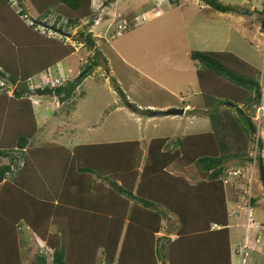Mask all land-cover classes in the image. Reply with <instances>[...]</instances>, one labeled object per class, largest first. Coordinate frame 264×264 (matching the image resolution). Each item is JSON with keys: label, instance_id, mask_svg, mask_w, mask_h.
Here are the masks:
<instances>
[{"label": "trees", "instance_id": "16d2710c", "mask_svg": "<svg viewBox=\"0 0 264 264\" xmlns=\"http://www.w3.org/2000/svg\"><path fill=\"white\" fill-rule=\"evenodd\" d=\"M200 1L220 13L240 11L238 5L220 0ZM25 2L36 12L35 18L27 19ZM259 14L264 16V9ZM94 16L91 0H0V80L13 85L8 107H0V158L8 160L0 164V264H24L20 221L49 251L36 254L29 264H47L48 254L51 264H232L228 222L232 211L222 179L238 168L241 175L228 183L247 185L244 173L245 164L252 160L251 144L255 141L258 152L263 149L262 140L254 139L252 120L260 99L259 71L234 54L189 53L199 64L196 97L202 105L186 113H202L209 120V131L155 137L145 150L137 139L71 150L55 146L54 153L47 147H32L38 130L28 96L50 94L66 106L83 80L106 64L99 48L95 49L78 66L75 77L67 76L54 88L31 90L33 75L74 52L64 41L51 39V56H41L33 64L31 50L38 48L36 38L42 36L33 30L43 22L69 32L82 19L91 18L86 24L91 26ZM86 25L77 30L76 42L91 48L95 36ZM6 39L15 48L3 44ZM6 85L0 86L4 94ZM191 102L181 97V107ZM6 109L8 118L2 115ZM190 167L196 172L193 181L181 172ZM254 202L250 196L249 206ZM170 216L175 220L173 237L164 228ZM211 223L220 228L212 229ZM260 230V225L248 230L255 234L256 245Z\"/></svg>", "mask_w": 264, "mask_h": 264}, {"label": "rangeland", "instance_id": "374dc122", "mask_svg": "<svg viewBox=\"0 0 264 264\" xmlns=\"http://www.w3.org/2000/svg\"><path fill=\"white\" fill-rule=\"evenodd\" d=\"M172 1L175 0H91V8L96 14L94 23L87 27L86 24L91 18L82 19L78 27L69 32L64 31L69 36L40 26L34 28L35 30L30 27L34 33L38 30L42 34L36 38L38 48L35 51L29 48L33 53V64L41 56H51L48 50L51 39L64 41V44L74 48L73 53L48 68L47 71L50 70L54 75L75 77L78 66L86 62L98 48L106 60V64L97 66L83 80L75 91L72 103L66 106L60 105L56 97L50 94L32 93L28 96L30 102L35 100L33 104L38 98L42 101L41 106L45 103L51 110L52 122L42 129V133L50 130V133L55 132L54 137L57 139V130L54 127L63 125V130L66 129L69 133L74 130L75 135L82 136V141L114 142L137 139L145 150L149 140L155 137L177 138L189 130L209 131L207 117V122L205 119L200 120L203 122L202 127L195 125L198 127L193 128L188 119L190 113L149 116V112L181 107L180 96L185 101H192L191 107L197 108V111L201 109V99L198 96L193 97L198 92L196 70L199 64L190 59L189 53L194 50L230 52L259 71L260 99L252 114V120L256 127L254 139L257 137L262 140L263 149L258 152L254 141L249 156L255 158L256 166L257 154L263 158L264 163V16L259 14L264 9V0H220L238 5L240 11L237 13H220L200 0H176V3L171 4ZM25 6L27 19L35 18L37 14L33 8L27 2ZM28 20L23 21L27 26ZM85 25L95 36L94 47L88 48L81 42H76L77 30ZM22 29L25 33V28ZM31 36L30 34L28 38ZM6 40L2 43H11L12 49L15 48L13 42ZM40 73L33 77L39 79ZM41 80L44 81V78ZM5 85L4 81H0V86ZM6 86L12 92L13 85L8 83ZM50 101L53 102L49 103ZM129 104H133L136 109H132ZM35 107L39 109L36 104ZM41 138L45 136L38 131L32 144L38 145V139L42 140ZM55 141L61 142V139ZM0 162L7 163L8 160L0 159ZM169 169L178 172L177 167ZM182 173L190 181L196 176L193 167ZM249 180L250 175L245 179V186L230 183L225 186L227 206L232 211L228 218L230 242L232 246H237L247 233L246 254L242 261L235 255V264H264V190L258 173L255 178L252 177L250 183ZM249 195L255 202L249 206L251 217L248 219L246 212L249 210L246 208ZM249 220L261 226V240L257 245L253 239L255 234L245 231ZM165 224L164 228H168L166 234L173 237V217H168ZM19 229L21 233L30 235L29 240L22 245L25 248L24 264H29L42 251L49 252L24 221H20ZM162 234H165L164 230ZM46 260L47 264H51L49 254Z\"/></svg>", "mask_w": 264, "mask_h": 264}, {"label": "crops", "instance_id": "0c3cea01", "mask_svg": "<svg viewBox=\"0 0 264 264\" xmlns=\"http://www.w3.org/2000/svg\"><path fill=\"white\" fill-rule=\"evenodd\" d=\"M114 1L116 2V0H114ZM197 94H198V92L194 93L193 96L196 97ZM10 96H11V92L10 91H7L6 94H4L2 91H0V107L1 108H2V106H4L5 108L8 107V104H7L6 101L9 99ZM181 97H183V96L179 97L180 98V102H181ZM33 102H30V106H31V110H32V112L34 114L37 130L40 131L41 134L43 135V137L45 136V138H41L42 140H39L40 139L39 138L38 139V141H39L38 145H33L32 147H47L46 150L48 152L54 153L56 151L55 146H62L64 148H66V149L71 150L73 147L78 146V145L91 144V143H101V141H94V142H88L87 140H83L82 141L81 140L82 136H80L78 134L75 135V131L74 130H72L71 133H69V131H67L66 129L63 130L62 129L63 125L62 126L58 125V127H54L57 130V139H55V137H54V133L55 132H51L50 133V130L48 132H46V130H45V133H42V129L46 128V126H48L52 122L53 116L50 114L51 113L50 108H47L45 103H44L43 106H41L42 101H40L38 98L36 99V103L35 104H36V106H38L39 109H37V107H35V104H33ZM168 106H171V105H168ZM191 106H192V103L187 104V105H185L182 108L184 109V112H186L187 109L194 108V107H191ZM2 115L5 118L9 117L7 109L3 112ZM38 119H39V121H38ZM188 119H189V123L192 124L193 128H197L198 127V126H195V125H199V128H200V126L201 127L203 126V122H201L200 120H204L205 116L202 113H200V112H195V113H192L190 118H188ZM204 121L207 122V119H205ZM60 122L62 123L61 120H60ZM55 124L57 126L56 122H55ZM206 124H208V123H206ZM64 126H66V125H64ZM86 127L88 128L89 126H86ZM190 129H192L191 126H190ZM186 132H188V133H186ZM186 132H185L184 135L190 134V133L206 132V131L195 132V130H189V131H186ZM165 137H167V136H165ZM54 139L55 140H60L61 139V142H56ZM106 142H109V141H106ZM0 159H6V158H0ZM0 164H3V163L0 162ZM185 169H187V168H185ZM177 170H178V168H177ZM181 172H183V171H181ZM229 227H230V225H229ZM51 229L53 230L54 228H51ZM29 236H30L29 234L21 233V231H20V229L18 227V239L21 240L20 250L23 251V252H24V249H25L24 246L22 247L23 242H27L29 240ZM229 238H230V236H229ZM231 246L232 245L230 244V248H231ZM231 263L235 264V256H233L232 253H231Z\"/></svg>", "mask_w": 264, "mask_h": 264}, {"label": "built area", "instance_id": "2783aa9c", "mask_svg": "<svg viewBox=\"0 0 264 264\" xmlns=\"http://www.w3.org/2000/svg\"><path fill=\"white\" fill-rule=\"evenodd\" d=\"M38 77H39V79H36V77H33L32 79L29 80V88L31 90H34L36 88H42L43 86L55 87L56 85H59V84L65 82V80L67 79V76L54 75L50 70L40 73ZM42 77L44 78V81L41 80ZM262 84H263V88H264V82ZM245 169H246V171H245L244 175L246 176V178L248 175H250V180H251L254 173L257 171V166L255 164V158H252V161L250 163H248V165ZM240 175H241L240 170H237V169L231 170L230 169L227 177H224L222 179V182H223V184H227L231 177L240 176ZM250 180H249V183H250ZM248 198H249V196H248ZM247 205H248V200H247ZM246 209H247V211L249 210L248 212H246V217L249 219L251 217L250 216V209L248 206ZM248 222L249 223H248L247 227L245 228V231L246 230L248 231L250 228H253L254 230L258 229L257 224L253 223L251 220H249ZM211 228L212 229H219L220 226L216 223H211ZM257 237H260V235H258ZM256 242H258V239H256ZM247 244H248V241H247V233H246L242 242L237 244V246L235 247L236 253L238 254V256H240V258L242 260L246 254L245 250L247 248L246 247Z\"/></svg>", "mask_w": 264, "mask_h": 264}, {"label": "water", "instance_id": "95a60500", "mask_svg": "<svg viewBox=\"0 0 264 264\" xmlns=\"http://www.w3.org/2000/svg\"><path fill=\"white\" fill-rule=\"evenodd\" d=\"M39 25L42 26V28L48 29L54 33L69 36L68 33H65V32L59 30L58 28H55L49 24L40 22ZM262 28H264V19L262 22ZM183 113H184V109L182 107H177V108L171 107V108L161 110V111H153V112L151 111V112H149V116L181 115ZM258 174H259L260 182H261L263 190H264V168H263L262 159L260 157L258 158ZM166 233H168V228L166 230Z\"/></svg>", "mask_w": 264, "mask_h": 264}, {"label": "clouds", "instance_id": "9594fccd", "mask_svg": "<svg viewBox=\"0 0 264 264\" xmlns=\"http://www.w3.org/2000/svg\"><path fill=\"white\" fill-rule=\"evenodd\" d=\"M252 161V160H251ZM250 161V162H251ZM250 162H248V163H250ZM247 163V164H248ZM246 167H247V165H246ZM256 173H258V166H257V171L254 173V178H255V174ZM259 175V174H258ZM246 179V178H245ZM227 184H229V183H227ZM224 185H226V184H224ZM251 195H249V197H250ZM248 201H249V199H248ZM248 207H249V204L247 205ZM249 209H250V207H249ZM229 214H232V212H230ZM250 216H251V209H250ZM252 221V220H251ZM253 222V221H252ZM253 223H255V222H253ZM255 224H257V223H255ZM257 225H259V224H257ZM261 236V235H260ZM239 244V243H238ZM235 247H236V245H234V246H231V253L233 254V256H235L236 255V257H238V259H240V261H242V259L240 258V256H238V254L236 253V251H235Z\"/></svg>", "mask_w": 264, "mask_h": 264}]
</instances>
